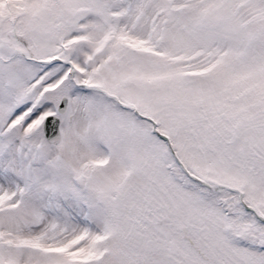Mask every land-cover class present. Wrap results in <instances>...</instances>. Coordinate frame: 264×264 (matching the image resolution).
<instances>
[{"label": "snow or ice", "instance_id": "1", "mask_svg": "<svg viewBox=\"0 0 264 264\" xmlns=\"http://www.w3.org/2000/svg\"><path fill=\"white\" fill-rule=\"evenodd\" d=\"M0 264H264V0H0Z\"/></svg>", "mask_w": 264, "mask_h": 264}]
</instances>
